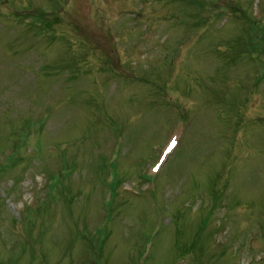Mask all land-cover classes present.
Listing matches in <instances>:
<instances>
[{"label": "rangeland", "instance_id": "rangeland-1", "mask_svg": "<svg viewBox=\"0 0 264 264\" xmlns=\"http://www.w3.org/2000/svg\"><path fill=\"white\" fill-rule=\"evenodd\" d=\"M254 17L263 37L264 0H0V264H264Z\"/></svg>", "mask_w": 264, "mask_h": 264}, {"label": "trees", "instance_id": "trees-1", "mask_svg": "<svg viewBox=\"0 0 264 264\" xmlns=\"http://www.w3.org/2000/svg\"><path fill=\"white\" fill-rule=\"evenodd\" d=\"M232 7V6H231ZM237 9H239L238 7H236V8H234V7H232V11L233 12H235ZM244 17H245V19L247 20V18H246V16H245V14H244ZM255 18V21L254 22H249V24H250V26H249V28H251L252 29V31H253V33H255V34H253L252 33V35H251V33H250V36H249V39L250 38H252V40H253V38L255 39V37H256V40H255V45L257 46L259 43H258V41L260 40V36L262 35V34H260V33H257V31H258V25H257V17H254ZM47 26V25H46ZM46 26H43V27H40V26H38L37 28H38V34H44V33H48V32H50L51 31V29H49L48 30V27H46ZM251 31V32H252ZM263 37H264V35H263ZM263 37H261V38H263Z\"/></svg>", "mask_w": 264, "mask_h": 264}]
</instances>
